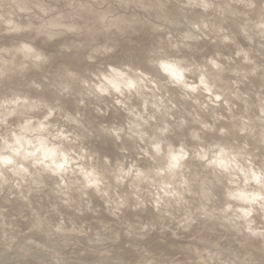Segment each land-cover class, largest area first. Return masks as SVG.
<instances>
[{
  "label": "clouds",
  "instance_id": "obj_1",
  "mask_svg": "<svg viewBox=\"0 0 264 264\" xmlns=\"http://www.w3.org/2000/svg\"><path fill=\"white\" fill-rule=\"evenodd\" d=\"M0 264H264V0H0Z\"/></svg>",
  "mask_w": 264,
  "mask_h": 264
}]
</instances>
